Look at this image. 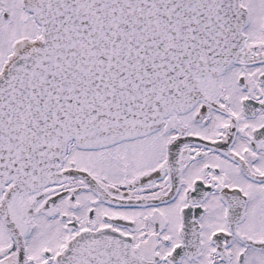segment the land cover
I'll return each instance as SVG.
<instances>
[{"label":"snow or ice","instance_id":"snow-or-ice-1","mask_svg":"<svg viewBox=\"0 0 264 264\" xmlns=\"http://www.w3.org/2000/svg\"><path fill=\"white\" fill-rule=\"evenodd\" d=\"M0 264H264V0H0Z\"/></svg>","mask_w":264,"mask_h":264}]
</instances>
